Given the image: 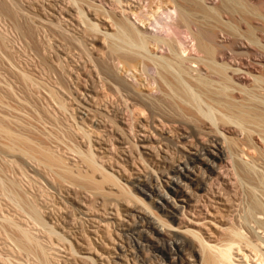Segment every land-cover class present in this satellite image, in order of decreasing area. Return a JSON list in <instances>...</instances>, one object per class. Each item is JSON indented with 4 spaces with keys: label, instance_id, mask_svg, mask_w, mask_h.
Segmentation results:
<instances>
[{
    "label": "rangeland",
    "instance_id": "obj_1",
    "mask_svg": "<svg viewBox=\"0 0 264 264\" xmlns=\"http://www.w3.org/2000/svg\"><path fill=\"white\" fill-rule=\"evenodd\" d=\"M48 1L38 0L40 6L33 3L36 0L17 1L18 11L23 17L21 23L24 21L23 24L27 25L26 29L30 28V33L28 30L24 33L25 29L23 32H16L13 20L7 17L0 19L1 264H196L197 244L191 237L183 234L182 228L206 229L204 232H209L210 229V240L220 242L227 237L223 230L232 226L235 218L236 225L244 220L250 206L248 184L235 175L226 153L208 146V137L198 134L190 136L168 128L159 132L152 127V135L147 133L151 140V153L139 146L138 139L148 136L143 133H137L135 141L124 147L111 140L107 142L106 150L99 152L98 155L102 157L100 163L107 170L110 169L121 180L122 185L134 197L142 200L154 215L141 204L132 202L127 204L131 209H124V203L113 196L100 197L87 185H83L85 189L81 185L79 188L78 184L76 186L67 179L59 178L54 171L35 162L34 158L29 159L30 156L26 157L24 153L22 155L21 148L13 153L4 148L5 144L12 143L4 133L9 131L24 140L27 138L32 146L36 144L34 148L37 146L52 151L63 158L72 170L77 169V166L82 168V164H78L80 161L76 157V151H73L78 148L77 143H84L82 135L80 138V130L82 127L85 131L89 130L87 132L92 134L93 140L100 137L98 131H94L96 120L88 119L90 114L84 109L88 101L94 107L91 106L90 110L102 112L109 103L113 108L123 104L119 103L122 102L119 97L115 100L106 92L105 95L101 88L102 77L96 71L105 52L101 36L96 35L97 40L92 45L90 41L83 42L76 29L78 27L74 26L79 24L78 16H73L70 21L62 15V7L69 8L65 3L64 6L55 7L58 9L57 13L62 12L60 18L64 19L58 18L60 27L56 25L59 24L58 19V23L55 21L54 32L50 31L52 26L49 30L42 25L41 28L36 22L38 18L33 19L37 17L38 11L46 14L47 8H54L49 5L51 3L47 4ZM31 2L37 6L32 8ZM28 3H31L30 7ZM106 9L111 10L112 7L106 5ZM67 11L68 9L65 10ZM92 19L103 30H111L110 21L105 16L95 14ZM29 26L34 28L33 33L36 30L39 32L33 34V29ZM80 39L79 44H82L77 45ZM103 94L105 100H102ZM97 96H101L102 101L99 102ZM57 97H60L59 100ZM109 106L107 111L111 109ZM168 111L169 109H164L165 113H169ZM111 118L117 120L113 114ZM81 121L87 122L86 128L90 124L95 129L91 130L89 127L86 130ZM117 121L118 126L129 132L131 140L133 132ZM116 124L112 126L115 127ZM79 125L82 127H78ZM184 129L189 131L188 128ZM133 143L138 144V147L133 146ZM68 147L74 148L71 149L73 153ZM196 150H202V161L195 159ZM145 151L159 161L144 156L147 163L142 162L137 157ZM125 154L127 155L124 156ZM165 159H170V163H165ZM110 189L116 192L110 185L104 186V190ZM31 206L40 207L39 215L44 222L40 226L30 218ZM9 218L21 224L20 226L25 225L22 228L35 232L43 244L48 242L47 252L42 254L35 250L37 254L34 253L33 256L30 252L19 250L14 245L19 232L9 223ZM158 218L169 223L172 230L162 226ZM47 230H53L55 235H50Z\"/></svg>",
    "mask_w": 264,
    "mask_h": 264
},
{
    "label": "bare ground",
    "instance_id": "obj_2",
    "mask_svg": "<svg viewBox=\"0 0 264 264\" xmlns=\"http://www.w3.org/2000/svg\"><path fill=\"white\" fill-rule=\"evenodd\" d=\"M17 1L0 0V19L7 17L13 20L16 32L25 29L23 31L27 33V25L23 24L24 21L21 23L23 17L18 11ZM49 1L47 4L51 3L49 5L54 8H47L46 14L34 10L38 15L33 19L38 18L37 24L48 30L52 26L50 31L54 32L56 25L60 27L58 18L64 12L65 14L62 13V15L70 21L73 16H78L79 24L75 22L74 26L78 27L75 28L78 29L83 42L90 41L92 45L97 40L96 35L101 36L105 52L96 66L98 70L95 69L101 75L99 77H102V83H99L102 84L104 94L106 92L115 100L119 97V101H122L119 103L123 104L116 105H122L121 108L116 106L113 108L109 106V103L107 106L111 109L107 111L108 107L105 105V113V110L103 112L90 110L93 105L91 101H88L84 109L88 115L90 114L91 118L88 119L96 120L94 124H97L96 129L90 124L89 127L91 130L95 129L96 133L98 131L100 137L98 134V140L95 139L96 137H93L95 139L93 140L92 134L87 132L90 128H86L85 123L88 121H81L87 130L85 131L82 125L78 126L82 127L78 129L82 131L80 138L82 135L84 143L80 141L77 143L79 146L76 145L78 148L74 146L76 150L72 147L71 149L76 151V157L80 161L78 164L81 163L82 168L77 166V169L72 170L65 164L63 158L52 151H46L45 148L37 146L41 149L34 148L36 144L32 146L27 138L26 141L5 130L4 133L12 143L5 144L4 148L6 147L7 151L12 153L17 148H21L22 155L24 153L25 156H30L29 159L34 158L35 162L48 167L47 169L54 171L59 178L67 179L76 186L78 184L79 188V185L81 187L87 185L100 197L113 196L124 203V209H131L132 207L127 204L132 202L141 204L154 215L142 200L134 197L132 192L122 185L121 180L110 172V169L107 170L105 165L100 163L102 157L98 155L99 152L106 150L105 146L111 140H115L124 147L129 142L135 141L137 133L152 135L150 131L152 127L159 132L168 128L173 132L188 133L190 136L204 135L205 138L208 137L209 147L228 155L235 175L248 184L250 206L244 220L236 225L235 218L232 226L223 230L227 237L220 242L210 240V229L209 232H204L206 229L203 231L189 227L182 228L183 234L191 237L197 244L196 264H264V0ZM31 3H28L29 7ZM33 3L40 6L38 0ZM33 3L32 8L35 5ZM64 3L69 6L67 8L65 5L68 11L65 12L66 9L62 7L64 10L61 9L62 12L57 13L58 9L55 7L58 8ZM106 5L111 6L112 9L107 10ZM95 14L105 16L110 21L111 30H103L92 19ZM57 19L59 24L55 25V21L58 23ZM71 23L73 25V22ZM26 24H28L27 21ZM29 27L33 29L31 30L33 33L34 28ZM36 32L39 31L36 30ZM56 33H58L57 30ZM49 34L51 35V32ZM81 39L77 45L82 44V42L79 44ZM75 46L74 48L77 47ZM79 50L82 52L81 49ZM79 54L81 58V53ZM104 94L102 100H105L106 94ZM107 98L110 99V97ZM164 109H169L170 114L165 113ZM112 114L118 121L111 118ZM78 119L81 118L78 117ZM116 121L133 132L131 140H129V132L122 126H118ZM77 122L79 123L80 120ZM90 122L93 126V122ZM114 123L117 126L113 127ZM184 128H188L189 131H185ZM138 143L142 149L151 153L149 135L138 139ZM133 146L138 147V144L133 143ZM208 152L213 155L211 151ZM150 153L145 151L137 158L146 163L147 159L144 156L156 159ZM194 156L196 160L202 161V150H196ZM165 160V163H170V159ZM1 184L0 176V264ZM106 184L114 188L116 192L111 189L104 190ZM85 186H83L84 189ZM38 208L40 209L39 206ZM38 208L32 207L29 210L32 214L30 218L36 222L37 226L38 224L40 226L44 222L41 220ZM10 220H8L9 223L11 222L13 228L19 232V237H16V240L13 239L14 245L19 250L30 252L33 256L34 253L37 254L35 250L41 251L42 254L46 251L48 242L43 244L35 232L26 230L22 228L25 225L20 226L21 224ZM158 220L167 230H172L169 223L160 218ZM52 231L48 233L53 235ZM168 255L171 257V254Z\"/></svg>",
    "mask_w": 264,
    "mask_h": 264
}]
</instances>
